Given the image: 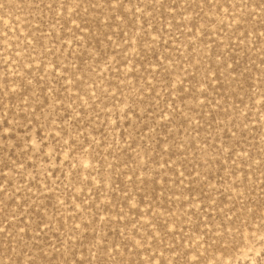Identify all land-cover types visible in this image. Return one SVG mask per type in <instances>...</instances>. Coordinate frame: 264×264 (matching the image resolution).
I'll use <instances>...</instances> for the list:
<instances>
[{
    "label": "rangeland",
    "instance_id": "rangeland-1",
    "mask_svg": "<svg viewBox=\"0 0 264 264\" xmlns=\"http://www.w3.org/2000/svg\"><path fill=\"white\" fill-rule=\"evenodd\" d=\"M0 264H264V0H0Z\"/></svg>",
    "mask_w": 264,
    "mask_h": 264
}]
</instances>
